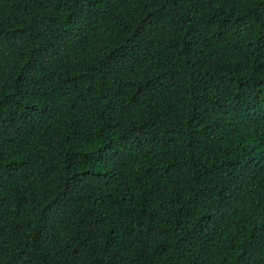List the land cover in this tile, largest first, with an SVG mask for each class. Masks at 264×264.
<instances>
[{
  "label": "trees",
  "instance_id": "1",
  "mask_svg": "<svg viewBox=\"0 0 264 264\" xmlns=\"http://www.w3.org/2000/svg\"><path fill=\"white\" fill-rule=\"evenodd\" d=\"M0 264H264V0H0Z\"/></svg>",
  "mask_w": 264,
  "mask_h": 264
}]
</instances>
